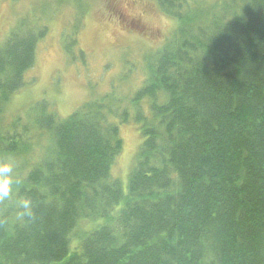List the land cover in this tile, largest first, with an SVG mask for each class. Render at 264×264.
<instances>
[{"label":"trees","instance_id":"16d2710c","mask_svg":"<svg viewBox=\"0 0 264 264\" xmlns=\"http://www.w3.org/2000/svg\"><path fill=\"white\" fill-rule=\"evenodd\" d=\"M152 1L175 27L140 88L66 117L6 115L46 27L22 19L0 45V165L16 181L0 264H264V0ZM130 120L142 141L125 182Z\"/></svg>","mask_w":264,"mask_h":264},{"label":"rangeland","instance_id":"374dc122","mask_svg":"<svg viewBox=\"0 0 264 264\" xmlns=\"http://www.w3.org/2000/svg\"><path fill=\"white\" fill-rule=\"evenodd\" d=\"M76 6L84 9L82 19ZM22 19L47 33L25 87L7 106L8 120L24 118L35 104V115L45 105L66 117L102 94L134 93L144 79L146 58L175 27L152 0H0V45ZM63 33L77 40L74 58L64 51ZM120 134L124 150L114 174L126 182L142 137L133 120Z\"/></svg>","mask_w":264,"mask_h":264},{"label":"clouds","instance_id":"9594fccd","mask_svg":"<svg viewBox=\"0 0 264 264\" xmlns=\"http://www.w3.org/2000/svg\"><path fill=\"white\" fill-rule=\"evenodd\" d=\"M13 168L10 164L0 165V200L8 199L13 191L16 181L12 178ZM24 212L21 215H31V201L24 200L21 204Z\"/></svg>","mask_w":264,"mask_h":264}]
</instances>
